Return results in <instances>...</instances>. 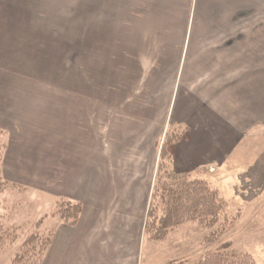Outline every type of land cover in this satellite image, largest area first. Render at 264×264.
I'll return each instance as SVG.
<instances>
[{
  "label": "crops",
  "instance_id": "1",
  "mask_svg": "<svg viewBox=\"0 0 264 264\" xmlns=\"http://www.w3.org/2000/svg\"><path fill=\"white\" fill-rule=\"evenodd\" d=\"M59 1L0 0V130L6 137L2 176L50 200L67 198L83 206L74 226L55 219L42 264H140L139 221L140 215L144 221L154 179L155 145L152 141L150 153L144 147L146 160L139 162L132 155L130 132L140 123L154 124L155 105L147 97L142 101L146 106L136 108L143 123L108 111L100 90L92 102L86 69L76 80L69 51L55 50L52 35L42 44L44 30L51 31L58 20ZM101 1L135 11L145 8L141 23H154L157 32L185 42L199 7H230V19L247 24L234 28L236 34L250 32L253 17L264 32V0ZM38 38L40 48L34 46ZM200 52V57L198 51L191 56L190 51L163 54L155 78L164 88L163 118L186 129L171 146L174 169L195 173L216 168L211 182L228 198L230 153L250 129L264 125V51L255 52L263 61L246 51H234L232 58L230 51ZM63 55L66 67L60 66ZM172 60L177 62L174 69L168 67ZM235 62L240 72L230 74Z\"/></svg>",
  "mask_w": 264,
  "mask_h": 264
},
{
  "label": "rangeland",
  "instance_id": "2",
  "mask_svg": "<svg viewBox=\"0 0 264 264\" xmlns=\"http://www.w3.org/2000/svg\"><path fill=\"white\" fill-rule=\"evenodd\" d=\"M144 12L145 8L135 11L117 2L60 0L57 13L53 10V15L56 13L58 16L57 22L51 25V31L44 30L43 43L38 38L34 46L40 48V44H45L46 38L52 35L55 50L69 51V59L73 60V63L69 61V66H75V79L82 78L85 69L90 74L92 102L100 90L101 96L107 97L106 106L112 113L132 116L144 123L142 111L136 108L145 107L147 97H151L155 105L154 124L149 120V127L140 123L130 132L132 155L139 162L146 160L144 147L147 145L150 153L152 141L155 145L154 179L148 190L144 221L141 215L139 221L140 264H197L207 254L217 251L249 253L255 264H264V125L250 129L234 152L230 153V197L223 196L211 182V177L216 175L214 167H203L200 172L188 177V180L207 182L226 200L217 222L210 225L209 221L188 220L170 228L162 238H156L146 231L157 184L160 190L154 199V206L159 223L164 208L162 185H170V176L182 173L173 167L171 146L184 136L186 129L163 118L167 114L163 112L166 106H163V97H160L164 88L155 78L157 69L163 64V54L190 51L191 56L192 51H198L200 57V51H230L232 58L236 54L234 51H246L253 57L255 52L264 51V32L262 28H257L258 23L253 17L250 32L236 34L234 28L238 25L244 28L247 24L230 19V7H199L197 20L191 25V34L185 42L163 30L157 32L154 23H141ZM210 12L213 17L209 16ZM46 14L44 9L43 15ZM167 36L173 37L164 39ZM31 40L29 44H32ZM63 56L64 63L62 61L60 66L66 67L67 60ZM254 56L257 57L256 54ZM176 63V60H172L168 67L174 69ZM234 66L230 67V74L240 72V64L235 62ZM245 66L246 63L244 72L247 70ZM142 101H145L144 105ZM150 167L147 171L151 177ZM142 186L140 184V192ZM0 188H3L0 191V263L12 264L14 256L21 253L26 239L33 234L38 235L27 255L34 257L54 232L55 219L65 223L67 220L51 213L56 200L19 185L7 183L2 187L0 184Z\"/></svg>",
  "mask_w": 264,
  "mask_h": 264
},
{
  "label": "trees",
  "instance_id": "3",
  "mask_svg": "<svg viewBox=\"0 0 264 264\" xmlns=\"http://www.w3.org/2000/svg\"><path fill=\"white\" fill-rule=\"evenodd\" d=\"M1 136L3 137L0 154V184L3 187L8 182L2 176V160L6 149L5 133L2 130H0V138ZM193 174L191 172L175 173L172 176L169 175L172 181L170 185L163 183L161 199L164 208L159 223H157L158 214L154 206V199L160 190L157 184L146 223V231L152 233L154 237L162 238L170 228L188 220H199L202 223L209 221L210 225L218 221L219 215L226 205V200L207 182L198 179L188 180V177ZM2 190L3 188H0V191ZM51 213L61 215L69 225L74 226L80 219L82 204L72 199L59 198L56 199ZM53 235L52 231L46 244L42 245L41 251L35 252L34 257H30L27 256L29 247L37 241L38 237L37 234L31 235L24 241L21 253L14 256L12 264H42ZM197 264H255V262L249 253L217 251L207 254Z\"/></svg>",
  "mask_w": 264,
  "mask_h": 264
}]
</instances>
